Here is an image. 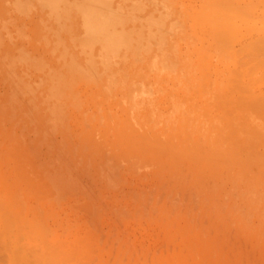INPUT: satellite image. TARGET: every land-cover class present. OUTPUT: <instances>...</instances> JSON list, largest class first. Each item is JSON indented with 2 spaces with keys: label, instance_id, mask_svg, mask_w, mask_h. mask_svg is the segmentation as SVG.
<instances>
[{
  "label": "rangeland",
  "instance_id": "1",
  "mask_svg": "<svg viewBox=\"0 0 264 264\" xmlns=\"http://www.w3.org/2000/svg\"><path fill=\"white\" fill-rule=\"evenodd\" d=\"M260 33L264 0H0V264H264Z\"/></svg>",
  "mask_w": 264,
  "mask_h": 264
},
{
  "label": "bare ground",
  "instance_id": "2",
  "mask_svg": "<svg viewBox=\"0 0 264 264\" xmlns=\"http://www.w3.org/2000/svg\"><path fill=\"white\" fill-rule=\"evenodd\" d=\"M226 1H229V0H226ZM231 3H232V2H231ZM225 6H226V5H225ZM229 6H230V4H229ZM231 8H232V7H231ZM226 10H228V9H226ZM228 12H229V11H228ZM262 22H263V21H262ZM226 31H227V30H226ZM230 32H231V31H230ZM230 32H229V34H230ZM247 32H248V31H247ZM249 32H250V30H249ZM262 32H263V31H262ZM224 33H225V32H224ZM232 33H233V32H232ZM229 34L227 33V35H229ZM243 34H244V33H243ZM261 34H262V36H264L263 33H260V35H261ZM224 35H225V34H224ZM252 35H253V34H252ZM260 35H259V36H260ZM222 36H223V34H222ZM220 37H221V36H220ZM235 37H236V36H235ZM260 37H261V36H260ZM223 38H225V36H224ZM233 38H234V37H233ZM233 38H232V40H233ZM261 38H262V37H261ZM261 38H260V40H262ZM227 39H229V38H227ZM234 39H235V38H234ZM242 39H243V38H242ZM256 39H258V35H257V38H256ZM222 40H223V39L221 38V41H222ZM225 40H226V38H225L223 41L225 42ZM229 40H230V39H229ZM229 40H228V41H229ZM253 40H254V38H253ZM236 41H237V40H236ZM246 41H247V40H246ZM251 41H252V39H251ZM257 41H259V40H257ZM219 42H220V41H219ZM219 42H218V43H219ZM230 42H231V41H229V42L226 41L225 44L230 43ZM232 42H233V41H232ZM232 42H231V43H232ZM249 42H250V41H249ZM255 42H256V41H255ZM260 42H262V43H261L262 46L260 45V46H261L260 49H264V48H263V47H264V46H263V45H264V43H263V42H264V37H263V40L260 41ZM241 43H242V42H241ZM245 44H246V43H245ZM245 44L243 45L244 47L242 46V48L239 50L240 52H238L237 55L240 56V55L242 54L243 57H245V56L247 55L248 58H250V60H249L247 57H245L246 60H244L245 62H243L242 59H244V58H241V59L238 58V62H239V59H240L241 61L239 62L240 64L238 63L237 65H238L239 67H241V69H242V72H241V73H243V74L245 75V77H248V76H249V71H252L251 69H253L254 65H255L256 69H257V68H262L261 65H260V64H261L260 58H262V57L264 56V55H263V56L261 57V55L263 54L264 50H262V51L260 50V55H259V52L256 53V51H259V48H258V47H260V46H259V44H260L259 42H258V44H257V42H256V44H255V45H257V48H256L255 45L251 42L250 44H253V45H252V49L250 48V47H251L250 44H249L250 46H249L248 44L246 45L247 47H249V49H248V48L246 49ZM223 45H224V44H223ZM224 47H225V46H224ZM228 47H229V46H228ZM231 47H233V46H231ZM236 47L238 48L239 46L236 45ZM253 47H255V48H253ZM244 48H245V49H244ZM243 49L245 50V53H244V50H243ZM253 49H254V50L257 49V50L254 51ZM241 50H242L243 52H242ZM247 50H248V51H247ZM251 50H252L253 52H252ZM237 51H238V49H237ZM246 52H247V53H246ZM251 52H252V54H251ZM254 52H255V53H254ZM235 53H237V52L235 51ZM239 53H240V55H239ZM243 53H244V54H243ZM255 54H256V55L258 54V55H257V57L253 58L252 56L255 55ZM250 55H252V56H250ZM242 56H241V57H242ZM249 56H250V57H249ZM258 56H259V57H258ZM252 58L255 59V60H253ZM251 59H252V63H251ZM262 59H263V58H262ZM257 60H258L259 62H257ZM246 61H247V62L250 61V62L247 63ZM254 62H257V63L254 64ZM241 63L243 64V67L241 66V65H242ZM244 63H246V64H244ZM250 63H251V64H250ZM258 63H259V64H258ZM252 64H253V65H252ZM257 64H258V67L256 66ZM246 65H248V66H246ZM262 65H263V62H262ZM244 66H245V67H244ZM252 66H253V67H252ZM248 67L251 68V69H249ZM255 67H254V68H255ZM244 69H245V71H243ZM246 69H248L249 71L246 70ZM256 69H254V70H256ZM254 70L252 71L253 74L256 73V72H258L260 69H259L258 71H256V72H255ZM237 71H238V70H237ZM245 72H246V74H247V72H248V74L246 75ZM263 72H264V70L262 69V71L260 72V74H263V75H261L262 77H264V73H263ZM233 73H234V72H233ZM235 73H236V72H235ZM260 74H258L259 77H260ZM244 75H243V76H244ZM243 76H242V77H243ZM255 76H256V75H255ZM245 77H244V78H245ZM257 77H258V76H257ZM248 78H249V77H248ZM258 79H260V78H258ZM258 79H256V80H258ZM263 79H264V78H263ZM251 80L254 82L255 78H254V79H250V78H249V79H248V82H249V81L251 82ZM245 81H247V78H246ZM248 84H249V83H248ZM233 87H235V86H233ZM236 87H237V86H236ZM247 92H248V91H247ZM263 92H264V91H263ZM261 105H262V104H261ZM257 108H258V107H257ZM260 108H261V107H260ZM262 108H264V106H263ZM253 109H254V108H253ZM256 110H257V109H256ZM258 110H259V109H258ZM253 111H254V110H253ZM230 113H231V112H230ZM253 132H254V131H253ZM254 133H255V132H254ZM257 133H258V132H257ZM262 136H263V135H262ZM172 149H173V147H172ZM175 149H176V148H175ZM157 150H158V148H157ZM173 151H174V150H173ZM176 152H177V151H176ZM189 152H191V151H189ZM174 153H175V151H174ZM179 153H180V152H179ZM179 153H178V154H179ZM187 153H188V152H187ZM187 153H186V154H187ZM191 153H192V152H191ZM189 154H190V153H189ZM188 156H189V155H188ZM190 157H191V156H190ZM180 160H181V159H180ZM245 161H247V160L245 159ZM261 161H262V160H261ZM226 162H228V161H226ZM235 162H236V161H235ZM195 163H196V162H195ZM197 163H198V162H197ZM209 163H210V162H209ZM209 163H208V164H209ZM213 163H214V162H213ZM245 163H246V162H245ZM247 163H248V162H247ZM249 163H250V162H249ZM257 163H259V162H257ZM228 164H230V163H228ZM228 164H227V166H228ZM231 164H232V163H231ZM206 165H207V163H206ZM248 165H249V164H248ZM248 165H247V166H248ZM250 165H251V164H250ZM229 166H231V165H229ZM232 166H233V165H232ZM249 167H250V166H249ZM232 168H233V167H232ZM235 168H236V165H235ZM2 180H3V179H2ZM3 181H4V180H3ZM5 181H6V180H5ZM6 182H7V181H6ZM0 183H1V182H0ZM2 183H3V182H2ZM2 183H1V184H2ZM4 184H5V182L3 183V185H4ZM3 185H2L1 188L4 187ZM6 187H7V186H6ZM1 192H2V189H1ZM1 198H2V197H1ZM1 198H0V200L3 201ZM19 200H20V199H19ZM1 201H0V204H1ZM9 201H10V200H9ZM14 202H15V201H14ZM16 202H17V201H16ZM6 203H7V202H6ZM5 205H6V204H5ZM5 205H4V206H5ZM7 205H9V204L7 203ZM10 205H11V204H10ZM10 205L7 206L9 209L5 206V207L7 208V210H6V209L4 210L6 213L3 212V211H1L2 208H3L4 206H3L2 204L0 205V207H1V208H0L1 210H0V211H1V213H2V214H1L2 217L0 216V219L3 218V217H5V216H3V215H5V214H7V216L10 217V218H13L12 215H17V214L12 210L13 208L10 210V208H11ZM13 205H14V204H13ZM2 206H3V207H2ZM5 207H4V208H5ZM17 207H18V205H17ZM17 207H16V208H17ZM17 209H19V208H17ZM11 211H13V214L11 213ZM19 212H20V211H19ZM19 212H18V213H19ZM18 215H19V214H18ZM20 218H21V217H20ZM7 219H8V218L5 217L4 220H6V223H8L7 227L10 228L11 225H10V223H9V221H8ZM14 219H16V217H15ZM18 219H19V217H18ZM18 219H17V220H18ZM4 220H2V221L4 222ZM19 220H20V219H19ZM19 222H20V221H19ZM13 223H14V222H13ZM16 223H18V222H16ZM1 224H2V222H1ZM4 224H5V223H3L2 226H4ZM19 224H20V223H19ZM9 225H10V226H9ZM17 225H18V224H17ZM18 226H19V225H18ZM18 226H17V227H18ZM20 226H21V227H20ZM20 226H19V228H22L23 225L20 224ZM4 227H5V226H4ZM4 227H3V228H4ZM23 227H24V226H23ZM7 231L9 232L8 229H7ZM17 231H18V230H17ZM25 233H26V232H25ZM29 233H30V232H29ZM29 233H28V235H29ZM5 234H6V233H5ZM12 234H13V233H12ZM14 234H15V233H14ZM19 234H20V233H19ZM19 234H17V236H19ZM30 236H31V235H30ZM29 239L31 240V239H33V238H29ZM80 239H81V238H80ZM15 241H16V240H15ZM31 241H32V240H31ZM11 242H12V241H11ZM0 243H1V242H0ZM56 243H57V242H56ZM60 243H61V242H60ZM16 244H17V241H16ZM61 246H62V245H61ZM22 247H23V246H22ZM31 247H32V246H31ZM52 247H53V246H52ZM0 248L2 249L1 245H0ZM29 248H30V247H29ZM5 249H6V248H5ZM23 249H24V248H23ZM6 251H7V250H6ZM47 251H48V250H47ZM15 252H16V251H15ZM52 252H53V251H52ZM0 253H1V252H0ZM48 253H49V252H48ZM56 253H57V252H56ZM63 253H64V252H63ZM65 253H66L67 255L70 254L69 251H68V253H67V251H66ZM71 253H72V252H71ZM76 253L80 255L81 252H77V251H76L75 253H72V254L75 255ZM3 254H4V253H3ZM13 254H14V253H13ZM53 254H54V253H53ZM61 254H62V252H61ZM66 254H65V255H66ZM38 255H39V254H38ZM54 255L56 256V254H54ZM65 255H64V256H65ZM67 255H66V256H67ZM3 256H4V255H3ZM43 256H45V254H44ZM66 256H65V257H66ZM70 256H71V255H70ZM72 256H73V255H72ZM80 256H81V255H80ZM80 256H79V257H80ZM1 257H2V256H1ZM4 257H5V256H4ZM4 257H3V259H4ZM15 257H16V256L14 255V259H16ZM36 257H38V256H36ZM51 257H53V255H51ZM59 257H60V254H59ZM62 257H63V254H62ZM65 257H63L62 259H66V258H67L68 260H72V261H73V259H74V258H72V257H69V255H68L69 258H68V257L65 258ZM79 257H78V259H79ZM40 258H42V256H39V257H38L39 260H40ZM45 258H46V256H45ZM45 258H44V259H45ZM53 258H54V257H53ZM71 258H72V259H71ZM5 259H6V258H5ZM29 259H30V258H29ZM38 259H37V261H38L39 264H40V262H42V260L39 261ZM42 259H43V258H42ZM44 259H43V260H44ZM55 259H59L57 262H59L60 264L63 263V261L61 262L60 258L56 257V258H54V260H55ZM81 259H82V258H81ZM85 259H86V258H85ZM88 259H89V258H88ZM31 260H35V259H33V257H31ZM31 260H30V262H32ZM46 260H47V262L45 261L46 264H48V262H49V264H50V261H49V260H51V259L49 258V260H48V258H47ZM2 261H4V260H2ZM14 261H16V260H14ZM17 261H19V260H17ZM52 261H53V260H51V262H52ZM55 261H56V260H55ZM82 261H84V260H81V261H80V259L77 260V262H79L78 264H81V263H82V264H86L85 262L83 263ZM4 262H5V261H4ZM4 262H3V263H4ZM34 262H35V261H34ZM43 262H44V261H43ZM57 262H55V263H57ZM65 262H68V261L66 260ZM77 262L75 261L74 264H76ZM80 262H81V263H80ZM89 262H92V261H90V259H89ZM15 263H16V262H15ZM35 263H36V262H35ZM53 263H54V262H53ZM53 263H51V264H53ZM42 264H43V263H42ZM57 264H58V263H57ZM63 264H64V263H63ZM87 264H88V263H87Z\"/></svg>",
  "mask_w": 264,
  "mask_h": 264
}]
</instances>
